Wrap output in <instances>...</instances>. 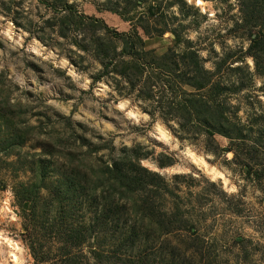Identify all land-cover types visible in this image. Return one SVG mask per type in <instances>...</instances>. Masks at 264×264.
Wrapping results in <instances>:
<instances>
[{
  "label": "rangeland",
  "instance_id": "rangeland-1",
  "mask_svg": "<svg viewBox=\"0 0 264 264\" xmlns=\"http://www.w3.org/2000/svg\"><path fill=\"white\" fill-rule=\"evenodd\" d=\"M61 2L70 5L69 13L60 10ZM149 5L155 9L149 25L174 29L178 45L168 31L146 36L137 27ZM239 17L236 0H0V264H31L28 227L35 224L38 236L44 232L39 225L56 206L49 195L53 186L91 173L129 148L139 152L140 165L164 178L181 204L198 201L192 219L205 222L219 264H248L239 260L242 252L236 255L239 238L250 260L264 264V132L254 159L244 148L236 163L223 136L213 138L224 148L215 155L204 150L202 135L178 139L175 123L157 114V96L142 102L125 94L127 89L118 95L110 75L101 74L97 61L78 47L99 35L94 27L100 23L117 32L136 27L143 47L155 54L168 47L178 52L189 43L205 68L222 62L217 78L226 88L228 109L247 121L264 115V79L245 53ZM236 65L238 72L232 69ZM167 158L171 164L159 167L158 160ZM100 237L89 239L87 247L98 246ZM166 239L180 251L188 244L184 236ZM141 248L143 240L135 250ZM184 257L207 263L188 252Z\"/></svg>",
  "mask_w": 264,
  "mask_h": 264
},
{
  "label": "trees",
  "instance_id": "trees-1",
  "mask_svg": "<svg viewBox=\"0 0 264 264\" xmlns=\"http://www.w3.org/2000/svg\"><path fill=\"white\" fill-rule=\"evenodd\" d=\"M236 3L247 40L245 53L253 61L254 72L263 80L264 0H236ZM59 5L63 13L72 9L66 2ZM147 14L146 18L136 19L144 35L160 36L168 31L172 44L180 43L174 29L164 24L159 29L149 25L155 14L153 5L147 7ZM92 20L100 23L98 19ZM100 24L94 27L99 35L78 47L97 61L101 74L110 75L118 95L127 89L125 94L131 93L142 102L157 96V114L162 120L175 123L172 131L178 139H186L191 133L202 135L204 150L215 155L224 150L213 142L214 136L220 135L229 142L225 148L232 152L231 162L242 161L237 156L244 148L249 159H254V145H258L264 132V115L243 121L237 110L228 109L231 106L226 102V88L217 78L222 62H213L212 70L205 68L198 51L189 43L178 52L168 47L165 52L155 54L143 47L136 27L117 32ZM232 69L238 72L241 67L236 65ZM184 85L193 91L184 90ZM172 86L177 88L176 92ZM162 92L170 94L169 99ZM163 101L171 106L163 108ZM139 159V152L129 148L99 164L91 173L82 171L80 177L68 176L62 185L53 186L49 195L56 206L52 216L39 225L44 232L38 236L34 234L35 224L28 227L31 264H194L185 259L187 252L206 260V264H219L217 254H212L214 237L204 229L205 222L192 219L194 208L200 206L198 201L191 206L181 204L179 195L168 188L164 178L140 165ZM169 164V158L158 160L159 167ZM242 165L249 172L248 162ZM253 172L259 176L256 170ZM177 235L188 239L182 251L166 239ZM99 236L103 237L98 246L87 247L89 239ZM142 240L144 248L136 251ZM148 240L155 243L145 244ZM235 242L239 245L236 255L242 252L240 261L258 264L250 260L245 240L239 238Z\"/></svg>",
  "mask_w": 264,
  "mask_h": 264
}]
</instances>
